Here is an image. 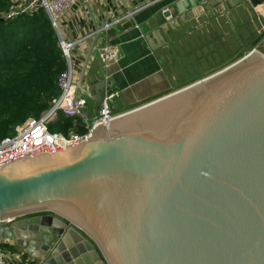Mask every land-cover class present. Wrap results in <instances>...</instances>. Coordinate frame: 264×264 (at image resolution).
<instances>
[{"label": "water", "instance_id": "1", "mask_svg": "<svg viewBox=\"0 0 264 264\" xmlns=\"http://www.w3.org/2000/svg\"><path fill=\"white\" fill-rule=\"evenodd\" d=\"M247 1L209 3L232 27ZM99 37L77 81L90 127L114 92L83 86ZM262 37L80 142L0 166V237L42 264H264Z\"/></svg>", "mask_w": 264, "mask_h": 264}, {"label": "crops", "instance_id": "2", "mask_svg": "<svg viewBox=\"0 0 264 264\" xmlns=\"http://www.w3.org/2000/svg\"><path fill=\"white\" fill-rule=\"evenodd\" d=\"M136 6L142 8L132 19L123 25L115 26L107 34H100L87 66L86 80L89 92L94 94L95 82L105 80L106 91L114 90L117 93L114 99L117 98L118 101L113 106L115 112L136 107L169 92L175 86L183 85L182 81L176 82L178 72L172 69L178 68V54L181 48L193 41V37L188 34L200 35L198 33L207 21L213 20L210 23L213 26L212 23H218L216 20L219 17L227 20L224 4L212 6L209 0H78L67 13L65 20L67 39L92 32L107 20L124 15ZM214 28L216 26L212 27ZM182 31L183 34L180 33ZM210 33L213 34V31L210 30ZM95 37L96 35L84 40L75 50L78 71L81 70ZM106 43L119 47L117 58L108 64L104 62L98 49V46H104ZM222 47L223 52L219 50L215 58V61L217 58L221 60L211 67L225 62L227 54L236 50L238 44L236 49H232L233 46L230 47L229 44ZM95 107L98 108H94L93 112L98 113L100 103ZM83 122L85 125V119ZM6 241L15 245V251L7 249L11 253L25 252L15 244L14 239Z\"/></svg>", "mask_w": 264, "mask_h": 264}, {"label": "trees", "instance_id": "3", "mask_svg": "<svg viewBox=\"0 0 264 264\" xmlns=\"http://www.w3.org/2000/svg\"><path fill=\"white\" fill-rule=\"evenodd\" d=\"M23 1L0 0V142L51 105L60 94L59 76L67 68L57 31L43 6L9 16L11 7ZM51 122L52 132L86 131L80 117L62 112ZM0 246L15 251V245Z\"/></svg>", "mask_w": 264, "mask_h": 264}, {"label": "built area", "instance_id": "4", "mask_svg": "<svg viewBox=\"0 0 264 264\" xmlns=\"http://www.w3.org/2000/svg\"><path fill=\"white\" fill-rule=\"evenodd\" d=\"M26 0L19 6H12V11L9 16L24 11H31L36 6H43L48 12L53 26L55 27L61 48L67 60V68L59 76L58 82L60 94L54 98L51 105L44 110L39 117H29L22 124L16 127V134L7 136L0 142V166L11 161L19 160L30 155L42 152H54L65 149L71 144L80 142L88 138L91 134L92 127L98 124L108 126L117 113L114 111L110 101L117 95L116 92L107 94L100 102V108L97 113V118L92 123V127L88 124L87 113L84 112L87 108V98L84 93L77 88V81L80 72L76 68V51L84 40L98 33L107 34L115 26L123 25L128 20L135 16V13L140 11L142 6H136L124 15H118L110 20H107L102 26L92 32L81 34L78 37L67 39L65 20L67 13L72 10L78 0ZM87 1V0H86ZM264 6V5H263ZM103 60L106 64L109 61L115 60L119 54V47L113 44H105L98 46ZM78 63V61H77ZM86 86V80L83 82ZM64 113L66 116L84 117L86 131L79 132L70 130L67 134L61 132H52L48 128L49 122L56 120L59 113ZM13 217L0 219V222H9ZM0 244H9L5 238L0 237ZM12 245V244H11ZM26 255V256H25ZM42 264L40 261L29 257L26 252L11 253L7 249L0 246V264Z\"/></svg>", "mask_w": 264, "mask_h": 264}, {"label": "rangeland", "instance_id": "5", "mask_svg": "<svg viewBox=\"0 0 264 264\" xmlns=\"http://www.w3.org/2000/svg\"><path fill=\"white\" fill-rule=\"evenodd\" d=\"M262 4L264 5V2ZM263 5L253 9L248 1L244 2L240 6L231 8L229 18L231 20L232 27H234L236 31L238 30L244 37H255L260 36L261 34L263 35L262 40L258 46H256V49L259 53L264 55V28L262 26L264 23ZM216 21H218V23H212L213 26H216L214 29H212L213 26L210 25V23L213 22V20H211L209 22L207 21L206 25L203 24L201 27L202 29L198 33L200 35H197V33H191V35L188 34V36H191V38L193 37V41L188 42L181 48L178 54V65L176 64L178 68L172 69L178 72L176 76V82L186 81L197 72L208 69V67H211L212 64L220 61L221 59L219 58H217V61H215V58L219 50L223 52L222 45L229 44L230 47L233 46L232 49L237 48L238 43L236 41L235 35L233 34L234 32L232 31L231 25L227 23L228 21H225L223 17H219V19ZM260 26H262V30L259 29ZM210 30L213 31V34L210 33ZM180 33L183 34L184 31ZM241 56H243V54L239 57ZM217 69L218 68H215V71ZM86 86H88L87 80ZM116 101H118L117 98L110 101L112 107L116 105ZM77 117L82 119V122L80 123L83 124L84 117ZM15 132L16 127L14 132L11 133V136L15 135Z\"/></svg>", "mask_w": 264, "mask_h": 264}, {"label": "flooded vegetation", "instance_id": "6", "mask_svg": "<svg viewBox=\"0 0 264 264\" xmlns=\"http://www.w3.org/2000/svg\"><path fill=\"white\" fill-rule=\"evenodd\" d=\"M248 3H250L251 4V6L252 7H255L254 5H253V3H251L250 1H248ZM263 3V1L261 2V3H259L256 7H258V6H260L261 4ZM232 31H233V29H232ZM234 32V31H233ZM237 32V34L239 35V37H240V39H238L237 38V36H236V34H235V32L233 33L234 35H235V38H236V41H237V43H238V48L236 49V50H234V51H231V52H229L228 54H227V56H228V58L226 59V60H228L229 58H231L232 56H234L241 48H242V46L243 45H245L246 47H249L251 44H252V42L257 38V37H259V36H255V37H244L238 30L236 31ZM261 40H262V38H261ZM260 40V41H261ZM260 41H259V43H260ZM258 43V44H259ZM258 44L256 45V46H258ZM212 69V67H210V68H208V69H205V70H201V72L199 71V72H197L196 74H194L193 76H191L190 78H188V80H186V81H183L182 83H183V85H181V86H184L185 84H188V83H190V82H192L196 77H197V75H199V74H201V73H203V72H206V71H209V70H211Z\"/></svg>", "mask_w": 264, "mask_h": 264}, {"label": "bare ground", "instance_id": "7", "mask_svg": "<svg viewBox=\"0 0 264 264\" xmlns=\"http://www.w3.org/2000/svg\"><path fill=\"white\" fill-rule=\"evenodd\" d=\"M248 1L251 2V0H248ZM262 1L264 2V0H258V1H256V4H254L253 2H251V3H253L254 6H257V5H258L259 3H261ZM62 150H63V149H62Z\"/></svg>", "mask_w": 264, "mask_h": 264}]
</instances>
